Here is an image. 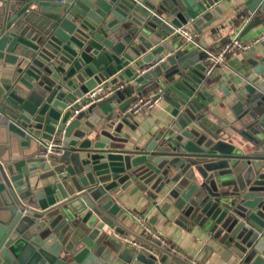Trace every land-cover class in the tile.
Segmentation results:
<instances>
[{"label": "water", "instance_id": "water-1", "mask_svg": "<svg viewBox=\"0 0 264 264\" xmlns=\"http://www.w3.org/2000/svg\"><path fill=\"white\" fill-rule=\"evenodd\" d=\"M219 1L0 0L10 79L0 96V264H97L131 185L129 195L150 189L154 206L166 189L162 212L227 258L264 264V57L249 61L261 85L226 95L232 134L209 128L198 39L221 15ZM249 13L264 14V0ZM189 25L197 43L184 52L175 31ZM223 29L208 33L216 40ZM98 85L114 92L73 116ZM155 88L172 121L129 147L122 120L137 97L123 99ZM51 142L59 147L43 163ZM174 262L186 264L172 255L150 264Z\"/></svg>", "mask_w": 264, "mask_h": 264}, {"label": "crops", "instance_id": "crops-1", "mask_svg": "<svg viewBox=\"0 0 264 264\" xmlns=\"http://www.w3.org/2000/svg\"><path fill=\"white\" fill-rule=\"evenodd\" d=\"M254 0H221L217 3L221 10L218 19L212 20L209 28L204 29L199 40L204 39L207 45V51L213 53L219 48L218 44L227 42L235 37H239L242 41L250 42L260 36L263 32L264 14L257 16L249 13V17H245L244 10ZM224 26L223 30L217 33L214 40L208 33V30L214 27ZM192 31L191 25L187 26ZM194 47H185L184 52ZM254 49L247 53H234L229 55L226 64L223 67L214 68L209 76H205L203 86L206 90L207 108L209 124L208 127L214 129L215 125H219L224 133L231 132L229 124L231 116L227 111L233 96L227 97L228 93H233L237 88H243L246 84L251 86H260L259 78L253 73L249 61L258 60L264 57V41L254 45ZM8 70L3 68L0 61V96L3 94V87L10 82ZM122 85L119 83L117 86ZM159 92L158 88L150 89L145 93L128 94L124 97V101L133 100L134 98L149 96ZM172 106L165 97L159 103L157 109L151 114H143L132 118H125L121 128V137L127 139V146H140L146 139L159 131H165L167 125L171 123L170 116ZM124 115V114H123ZM123 117V116H122ZM227 123V124H226ZM52 164L50 168H52ZM41 172V170H39ZM51 180V179H48ZM46 180V181H48ZM45 181V182H46ZM135 186L131 185L125 191L118 194L117 201L119 206L124 208L125 212L120 214L115 220L118 223L115 231L107 229L110 242L102 249L101 257L96 261L97 264H150L161 261L162 259H170V254L164 250H157L156 256H150L145 251L136 249L129 244L122 242L121 238H140L141 228L135 221L137 216L151 226L154 232L160 234L168 244L181 252L188 258L198 261L200 264H242L235 258L224 256L222 250L217 243L200 234L198 231H188L172 216V211L162 212V208L167 202L165 199L166 189L160 192L157 199V206H154L152 200L147 197L146 192L138 191L133 195H129ZM151 194V193H150ZM174 264H180L174 262Z\"/></svg>", "mask_w": 264, "mask_h": 264}, {"label": "built area", "instance_id": "built-area-1", "mask_svg": "<svg viewBox=\"0 0 264 264\" xmlns=\"http://www.w3.org/2000/svg\"><path fill=\"white\" fill-rule=\"evenodd\" d=\"M175 34L177 36L176 44L178 47H184L189 45H195L197 43L196 35L194 31L186 27L176 29ZM264 41V23L263 32L260 36L255 38L250 42L242 41L239 37H235L225 44H223L217 51L213 53L207 52L203 62L206 64L204 75L209 76L214 68L223 67L226 64L227 57L234 53H247L250 52L252 47L260 42ZM154 66H147L141 73L148 72L153 69ZM122 85L117 86L116 89L120 90ZM114 92L113 88H104L102 85H98L88 93H86L81 99H78L74 104L78 107L74 111L73 116L79 112L85 111L89 106L104 101L106 98L110 97ZM164 98V93L159 90V92L150 94L149 96L139 97L133 101L125 110V114L134 116H139L143 114H151L157 107L159 103ZM59 147V144L48 143L46 152L39 155L43 163H46L48 155L56 152L55 148ZM135 221L139 224L140 238L134 237H124L121 238L122 242L129 244L130 246L145 251L150 256H156L157 250H164L172 256L179 257L186 264H200L198 261L188 258L181 252L177 251L175 248L171 247L168 242L158 233L154 232L147 221L134 216Z\"/></svg>", "mask_w": 264, "mask_h": 264}, {"label": "rangeland", "instance_id": "rangeland-1", "mask_svg": "<svg viewBox=\"0 0 264 264\" xmlns=\"http://www.w3.org/2000/svg\"><path fill=\"white\" fill-rule=\"evenodd\" d=\"M127 91H131L130 89H127Z\"/></svg>", "mask_w": 264, "mask_h": 264}]
</instances>
